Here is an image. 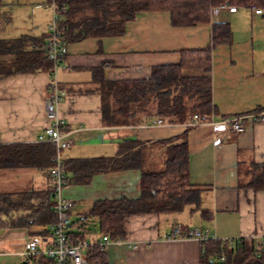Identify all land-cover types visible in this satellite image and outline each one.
<instances>
[{
    "label": "crops",
    "instance_id": "0c3cea01",
    "mask_svg": "<svg viewBox=\"0 0 264 264\" xmlns=\"http://www.w3.org/2000/svg\"><path fill=\"white\" fill-rule=\"evenodd\" d=\"M2 1L0 38H15L5 33V24L13 23L15 10L23 8L30 10L27 19L32 24L21 35L46 34L50 19L47 0ZM214 21L229 24L231 39L211 51V120L264 112V11L224 10L211 15L209 23L191 27L173 26L167 13H145L127 23L120 36L67 45L57 70L58 83L65 91L57 111L69 141L61 154L63 161L73 167L85 160L111 158L121 144L136 141L142 146L145 168L160 169L164 146L150 143L180 136L186 125L152 122L106 127L101 121L99 95L79 91L93 87L94 74L101 67L106 81L146 79L153 66L177 63L178 51L211 46ZM50 78L42 71L0 77V144L39 143L38 136L49 125L44 101L49 96ZM244 127L241 134L215 130L208 123L190 129L184 141L191 182L202 188L199 206L189 205L169 216L126 218L124 238L105 247L104 264H200L203 250L199 241L165 239L176 224L184 230H207L230 244L251 238L264 245V191L250 186L249 172L257 166L258 173L264 167V119H246ZM47 170L2 169L0 193L46 190L50 187ZM64 174L67 182L62 195L72 204L69 230L84 228L87 240L100 236L96 221H85L97 201L139 194L138 170L92 174L88 181V169ZM200 209L208 210L211 219H204ZM90 224H94L95 233L88 228ZM50 229L45 224L0 227V264H23L26 241L44 239Z\"/></svg>",
    "mask_w": 264,
    "mask_h": 264
},
{
    "label": "trees",
    "instance_id": "16d2710c",
    "mask_svg": "<svg viewBox=\"0 0 264 264\" xmlns=\"http://www.w3.org/2000/svg\"><path fill=\"white\" fill-rule=\"evenodd\" d=\"M53 1L58 7H66V12L57 23L59 39L66 47L86 39L120 36L127 23L145 13H167L173 26L191 27L209 23L211 9L221 5L264 11V0ZM230 37L229 24L214 21L211 46L178 51L177 63L153 66L146 79L106 81L101 67L96 69L93 87L79 91L99 95L101 121L106 127L149 125L157 120L167 125H186L180 136L150 143L151 146H164L163 166L160 169L145 168L142 146L136 141L121 144L118 154L111 158L85 160L73 167L63 161L64 172L88 169L85 181L92 174L131 169L140 172L137 197L121 196L99 200L94 204L85 221L95 220L99 235H107L110 241H122L124 222L128 217L147 214L169 216L180 213L189 205L199 206L202 188L191 182L189 153L184 139L187 132L194 128L189 123L195 115L200 123L211 121V51L217 45L229 43ZM46 38V34L40 37L20 35L0 38V77L39 71L48 72L51 76L53 66L44 49ZM59 88L65 93L60 84ZM52 154L53 146L49 143L0 144V170H45L51 165ZM249 172L250 186L254 190L264 191V167L258 173L257 166ZM200 211L204 219H211L208 210ZM55 219L50 187L43 191L0 193V227L52 226ZM48 235L45 234L46 237ZM69 235L75 242H83L87 231L84 228L80 231L69 230ZM201 245L200 264H264V245L255 243L251 238L233 244L217 240ZM104 257L105 249L100 248L88 251L84 256L87 264H104ZM30 264H51V261L40 257Z\"/></svg>",
    "mask_w": 264,
    "mask_h": 264
},
{
    "label": "built area",
    "instance_id": "2783aa9c",
    "mask_svg": "<svg viewBox=\"0 0 264 264\" xmlns=\"http://www.w3.org/2000/svg\"><path fill=\"white\" fill-rule=\"evenodd\" d=\"M47 7L50 11V19L46 28L47 38L44 49L47 53L48 60L53 66L48 84L49 96L44 101L45 116L49 121V125L38 136L37 142L49 143L53 146V154L50 158L51 165L47 170V176L50 180V195L53 201V210L56 214V219L47 237L44 239L32 237L26 241L22 255L24 262L28 264L40 257L49 259L51 264H87L84 258L86 252L92 251L95 248L105 249L111 241L107 235H100L95 240L86 239L83 242H75L69 235V213L72 204L71 201L66 200L62 195L67 181L63 171V159L61 155L68 148L69 141L62 132L64 123L57 111L58 106L65 97V93L59 88L57 69L59 67V59L67 53L66 45L59 39L57 23L60 16L66 12V7H58L53 0L47 2ZM224 10L235 12L236 9L235 7L221 5L211 9V15H215ZM262 12V10H254L255 14H261ZM249 118L255 120L257 118L264 119V112L236 116L218 122L211 120L206 123L210 124L215 130H231L234 133L241 134L245 129L244 121ZM153 124H163V121L157 120ZM200 124L203 123L198 122L197 116L195 115L189 123V126L196 127ZM165 239H195L201 244L218 240L210 235L207 230H184L179 224H176L172 228L171 232L165 236Z\"/></svg>",
    "mask_w": 264,
    "mask_h": 264
},
{
    "label": "rangeland",
    "instance_id": "374dc122",
    "mask_svg": "<svg viewBox=\"0 0 264 264\" xmlns=\"http://www.w3.org/2000/svg\"><path fill=\"white\" fill-rule=\"evenodd\" d=\"M28 13L30 14V10L28 9V11H26L25 8L15 10L14 17L12 19L13 23L5 24V33L7 35L12 34V36L15 37L26 33L28 26L32 24L31 20L27 19ZM88 228L92 231V233L96 232L94 224L88 225Z\"/></svg>",
    "mask_w": 264,
    "mask_h": 264
}]
</instances>
